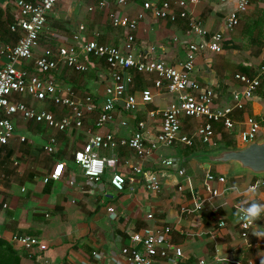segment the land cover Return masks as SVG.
I'll return each instance as SVG.
<instances>
[{
    "label": "crops",
    "instance_id": "obj_1",
    "mask_svg": "<svg viewBox=\"0 0 264 264\" xmlns=\"http://www.w3.org/2000/svg\"><path fill=\"white\" fill-rule=\"evenodd\" d=\"M145 1L163 0H136L127 7L105 0L104 8L99 0H60L48 17L34 57L47 49L75 46L87 71L77 72L62 65L43 75L35 70L34 60L18 63V69L30 75L54 80L60 96L79 100L93 97L97 109L86 114L82 128L64 132L45 123L13 117L16 137L8 145H0V264H121L125 261L122 251L132 246L134 234L160 226L172 228V244L183 249L180 264H264V214L256 220L247 240L241 237L237 220L239 209L252 202L264 204V179L238 173L231 164H205L193 158L220 148H245L239 141L238 128L229 132L219 123L210 145L195 138L193 147L178 142L160 147L144 159L121 146L96 149L97 156L119 161L108 167L100 183L88 179L75 162L76 152L92 137L112 134L117 140L131 138L141 122L145 123L147 142L154 140L160 118L152 120L149 113L178 104L177 95L154 88V75L131 72L134 83L128 93L141 101V92L151 89L153 101L141 103L134 113L126 112L120 103L111 122L96 125L105 107L106 88L113 85V72L104 60L85 55L82 47L93 40L124 47L129 30L115 27L111 14L136 23V56L144 62L162 59L168 65H179L186 58L188 45L200 43L194 78L214 92L215 108L233 104L234 94L243 91L236 74L252 76L264 65V0H249V6L239 12V26L233 30L225 24L238 0H185L190 15L207 31L203 38L190 31L187 20L173 23L145 11ZM18 20L19 11L13 1L0 0V48L18 43L21 33L10 30ZM216 33H222L225 39L220 53L207 47ZM6 64L8 59L0 54V69ZM14 100L37 111L51 112L57 120L73 117L68 106L56 105L52 100L40 102L30 96H15ZM250 116L264 118V88L233 117L241 122ZM181 122L180 136H196L200 121L182 117ZM226 137L228 141H224ZM21 138L26 141L21 142ZM52 139L57 145L49 153L46 146ZM262 139L264 128L258 140ZM228 142L236 148L227 146ZM164 161H172L173 165L166 166ZM57 163L65 165L63 177L46 183ZM136 167L156 174L160 191H149L143 176L134 171ZM182 170L184 175H180ZM118 171L127 180L124 192L111 185ZM208 175L214 176L210 185L217 196L206 190ZM257 182L259 187L251 189ZM183 207L190 212L182 213ZM109 208L115 209L114 217ZM221 222L226 223L224 228L219 227ZM14 237H37L41 244L28 251L13 242ZM153 264L172 263L158 258Z\"/></svg>",
    "mask_w": 264,
    "mask_h": 264
},
{
    "label": "built area",
    "instance_id": "obj_2",
    "mask_svg": "<svg viewBox=\"0 0 264 264\" xmlns=\"http://www.w3.org/2000/svg\"><path fill=\"white\" fill-rule=\"evenodd\" d=\"M19 11V20L10 26L13 33H21L18 43L14 46H3L0 54L8 59V64L0 69V145H8L16 137V125L14 116H21L25 121L45 123L51 128L59 131H67L71 128L80 129L84 125L86 114L96 111L97 104L93 97L87 96L83 100L57 94V84L54 80L30 75L28 71L18 69L21 61L34 60L35 70L39 74H49L60 66H66L77 72H86L87 67L80 62L79 54L75 46H64L58 49H47L42 55L35 58L34 50L39 45V39L46 29L48 17L60 0H12ZM100 6H106L105 0H99ZM118 6L127 7L136 0H114ZM238 5L226 18V28L233 30L240 24L239 12L249 6V0H238ZM194 2V0L192 1ZM145 11H150L155 17L177 22L179 19L187 20L190 31L198 37L207 35L206 29L200 20L193 18L187 9L185 0H163L161 3L145 1ZM143 16H140L142 19ZM111 20L115 27L125 26L128 28L123 48L101 45L96 40L89 41L82 47V52L87 56L104 60L113 72V85L106 88L105 107L99 115L96 125L104 126L111 122L121 103L124 110L134 113L141 103L148 104L153 101V91L146 89L141 92V101L137 96L128 93L129 87L134 83L131 72L145 75H154V88L158 91H167L177 95L178 104L172 108L155 110L149 113L150 119L160 118V129L155 139L147 142L144 135L145 123L138 125V130L131 138L117 140L112 134L105 136L96 135L75 154L76 164L82 168L85 176L94 183H100L109 166L119 163L118 160L107 157H99L95 154L96 149H110L118 146L128 148L141 158H148L160 147H172L180 142L186 146L193 147L195 138L203 144L213 143L216 135L215 125L221 123L224 128L233 132L238 128V138L244 147H248L258 141L259 134L264 128V118L258 120L248 117L241 122L234 119L237 111H243L246 101L254 98L264 88V65L259 66L252 76L236 74L235 80L242 86V92H236L233 104L222 108H215V94L207 87L202 86L195 78L196 58L200 53L201 44L194 42L188 45L186 58L179 65H168L162 59H153L144 62L137 59L134 31L137 30L136 23H128L111 14ZM75 40H79L76 36ZM224 35L216 33L212 35L207 44L208 49L214 53H220L224 47ZM15 96H30L36 101L44 102L52 100L56 105L68 106L73 117H65L57 120L55 115L47 111H37L25 103L14 100ZM187 117L200 121L196 136H180L182 130L181 118ZM125 124V123H124ZM25 142V138L20 139ZM56 140L52 139L46 146V151L54 152ZM166 166H172V161H164ZM65 165L57 163L45 182L57 181L63 177ZM137 174L143 176L146 187L151 192L161 189L160 178L153 173L144 171L142 168H134ZM184 175V170L180 171ZM214 176L208 175L205 187L208 193H214L210 182ZM127 180L121 172L113 174L112 187L119 191L126 190ZM259 182L251 186L257 189ZM182 213H189L186 207L181 209ZM109 214L115 216V209L109 208ZM153 216L150 215L149 219ZM241 237L248 239L256 220L252 224H245L237 218ZM226 226L225 222L219 224L220 228ZM172 228L160 226L146 228L134 234L131 238L132 246L124 248L122 255L125 261L121 264H153L158 258L168 260L172 264H180L178 260L183 256V249L171 242ZM13 242L22 245L31 251L41 244L37 237H14ZM199 264H206L201 261Z\"/></svg>",
    "mask_w": 264,
    "mask_h": 264
},
{
    "label": "water",
    "instance_id": "obj_3",
    "mask_svg": "<svg viewBox=\"0 0 264 264\" xmlns=\"http://www.w3.org/2000/svg\"><path fill=\"white\" fill-rule=\"evenodd\" d=\"M194 159L205 164H231L236 172L251 174L264 179V139L242 149L220 148L206 153H198ZM264 233V229H262Z\"/></svg>",
    "mask_w": 264,
    "mask_h": 264
},
{
    "label": "clouds",
    "instance_id": "obj_4",
    "mask_svg": "<svg viewBox=\"0 0 264 264\" xmlns=\"http://www.w3.org/2000/svg\"><path fill=\"white\" fill-rule=\"evenodd\" d=\"M262 214H264V204L257 202L250 203L247 207L238 210L237 215L245 224H252Z\"/></svg>",
    "mask_w": 264,
    "mask_h": 264
},
{
    "label": "trees",
    "instance_id": "obj_5",
    "mask_svg": "<svg viewBox=\"0 0 264 264\" xmlns=\"http://www.w3.org/2000/svg\"><path fill=\"white\" fill-rule=\"evenodd\" d=\"M225 140L224 141H228V138L226 137V138H224ZM227 146H229V147H234V148H236V146L234 145V144H231V143H227L226 144Z\"/></svg>",
    "mask_w": 264,
    "mask_h": 264
}]
</instances>
